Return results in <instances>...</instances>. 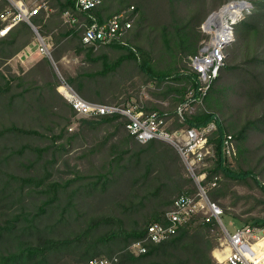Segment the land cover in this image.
Segmentation results:
<instances>
[{
	"label": "trees",
	"instance_id": "trees-1",
	"mask_svg": "<svg viewBox=\"0 0 264 264\" xmlns=\"http://www.w3.org/2000/svg\"><path fill=\"white\" fill-rule=\"evenodd\" d=\"M231 1L103 0L80 11L77 0H44L31 23L20 20L0 35V264H88L101 256H117L115 264H218L212 251L221 228L201 213L167 239L145 242V252L130 250L151 223L165 222L179 195L195 194L196 184L172 144L139 142L122 115L77 117L58 91L62 81L96 102L139 75L149 96L144 110L165 113L170 128L217 115L215 156L204 168L207 195L222 220L264 224L253 214L264 210V0H246L203 104L184 119L177 113L198 79L191 58L210 37L202 25ZM14 10L0 0V30ZM123 11L133 22L122 36L84 41L87 26ZM33 26L50 38L62 78L44 53L29 68L13 63L38 39ZM64 57L76 61L64 67ZM79 148L83 165L71 160Z\"/></svg>",
	"mask_w": 264,
	"mask_h": 264
},
{
	"label": "built area",
	"instance_id": "built-area-1",
	"mask_svg": "<svg viewBox=\"0 0 264 264\" xmlns=\"http://www.w3.org/2000/svg\"><path fill=\"white\" fill-rule=\"evenodd\" d=\"M102 1L77 0V7L80 11H87ZM246 5V0H233L218 11V13H222V17L218 19L215 30H211L208 23L202 25L203 30L208 32L210 37L203 41L199 53L191 58L198 79L195 86L189 90L186 100L177 109L181 118L184 119L186 114H193L197 107L203 104L212 82L224 65L225 50L235 40L234 23L242 17V11ZM42 6L43 3H40L35 8L27 10L22 4L13 5L15 10L3 15V19H9V23L0 30V35H4L20 20L31 23V16L37 14ZM65 16L73 23L77 20L75 16L68 13H65ZM132 22L126 11L117 13L106 22H93L87 26L83 39L85 42L111 41L122 36L132 26ZM34 29L36 28L34 27ZM37 35L41 52L53 61L50 53V40L38 32ZM143 82L144 79L141 76H135L118 92L106 96L103 101L96 102L82 98L65 81H62L58 87L59 91L60 88L64 89L60 93L72 105L79 117L119 114L128 120L127 129L139 142L145 143L151 139H161L172 144L179 152L188 176L196 184L197 192L195 194L184 192L179 195L166 212L165 222L151 223L148 226L146 238L143 241L132 243L129 247L130 250L134 253L145 252V242L158 243L167 239L193 215L201 213L207 219L211 216L215 217L223 234V238H219L222 241L212 251L216 263L264 264V224L261 226L238 225L235 226L233 232L229 231L221 218L222 208L209 199L203 185L206 178L204 168L215 156L213 144L210 142V134L218 128L219 117L215 115L208 122L199 126L187 125L170 128L172 121L166 118L165 113L146 112L144 104L137 101L139 97L135 95L134 90L143 85ZM183 119H180V122ZM230 138L229 136L224 141L227 153L231 152ZM117 260V256H101L92 258L88 264H115Z\"/></svg>",
	"mask_w": 264,
	"mask_h": 264
},
{
	"label": "rangeland",
	"instance_id": "rangeland-1",
	"mask_svg": "<svg viewBox=\"0 0 264 264\" xmlns=\"http://www.w3.org/2000/svg\"><path fill=\"white\" fill-rule=\"evenodd\" d=\"M10 3L14 6L17 5H24L26 7V9L30 10L32 8H35L36 5L42 3L44 0H9ZM37 34V33H36ZM38 36V35H37ZM42 54L41 50H40V47H39V39H35L34 43L31 44L30 47L26 48L24 51L20 52L13 60V63H21L22 65H24L26 68H29L31 67L32 65H34L37 60L39 59L40 55ZM52 61V60H51ZM63 61V60H62ZM76 61V59H69V60H64L62 62L63 66L64 67H68L70 68L72 64H74V62ZM53 65H54V69L55 71L57 72L58 76L60 78L61 77V73L59 71V68L57 67V65L55 64V62H53ZM125 87V85L123 86ZM139 89H141L140 93H139V100H137L138 102H140L141 104H144L145 105V100L149 97L148 94L146 93L145 91V88H144V85H141L139 86L136 90H134V93L136 91H138ZM59 91V89H58ZM60 92V91H59ZM62 95V94H61ZM63 96V95H62ZM64 97V96H63ZM166 104V103H165ZM77 117H79L77 115ZM79 118H83V117H79ZM89 141V138L87 139ZM82 148L72 152V163H81L83 165V163L81 162V160L79 159V154L80 152H82ZM187 173V171H186ZM188 175V174H187ZM241 191H246L245 188H240ZM254 215L256 216H261L263 217L264 216V210L262 211H254L253 212ZM223 222L225 223V225L228 227L229 231L233 232L234 231V228L235 226H238V225H242V224H239L237 223L236 221L230 219L228 216H224L223 217ZM233 222V223H232ZM219 238H223V234L222 232L220 233L219 235ZM222 241L221 239L218 240V243ZM217 243V244H218ZM216 244V245H217Z\"/></svg>",
	"mask_w": 264,
	"mask_h": 264
},
{
	"label": "water",
	"instance_id": "water-1",
	"mask_svg": "<svg viewBox=\"0 0 264 264\" xmlns=\"http://www.w3.org/2000/svg\"><path fill=\"white\" fill-rule=\"evenodd\" d=\"M215 13H218V11L213 12V13L208 17V19L205 21V23H208V24H209L211 30H215V29L217 28V25H218V21H217V20H216V21H211V18H212V16H213V14H215ZM35 30H36V29H35ZM36 32H37V30H36Z\"/></svg>",
	"mask_w": 264,
	"mask_h": 264
},
{
	"label": "bare ground",
	"instance_id": "bare-ground-1",
	"mask_svg": "<svg viewBox=\"0 0 264 264\" xmlns=\"http://www.w3.org/2000/svg\"><path fill=\"white\" fill-rule=\"evenodd\" d=\"M222 17V13H215L213 14L212 18H211V21H218V19H220ZM60 91H64L63 88H60Z\"/></svg>",
	"mask_w": 264,
	"mask_h": 264
},
{
	"label": "crops",
	"instance_id": "crops-1",
	"mask_svg": "<svg viewBox=\"0 0 264 264\" xmlns=\"http://www.w3.org/2000/svg\"><path fill=\"white\" fill-rule=\"evenodd\" d=\"M48 39L50 40V38H48ZM49 42L51 43V40H50ZM33 43H34V42H33ZM30 46H31V45H29L28 47H30ZM28 47H26V48H28ZM26 48H25V49H26ZM25 49H24V50H25ZM24 50H23V51H24ZM64 60H66V61H67V60H69V58H67V57H64V58H63V61H64Z\"/></svg>",
	"mask_w": 264,
	"mask_h": 264
}]
</instances>
